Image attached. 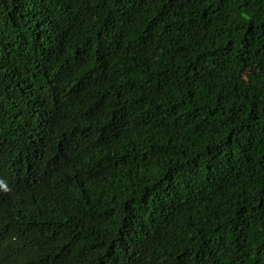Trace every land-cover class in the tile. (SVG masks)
Here are the masks:
<instances>
[{
	"label": "trees",
	"instance_id": "trees-1",
	"mask_svg": "<svg viewBox=\"0 0 264 264\" xmlns=\"http://www.w3.org/2000/svg\"><path fill=\"white\" fill-rule=\"evenodd\" d=\"M0 264H264V0H0Z\"/></svg>",
	"mask_w": 264,
	"mask_h": 264
}]
</instances>
